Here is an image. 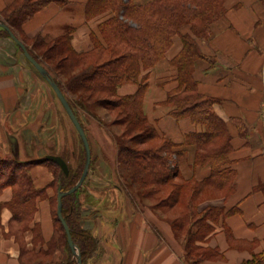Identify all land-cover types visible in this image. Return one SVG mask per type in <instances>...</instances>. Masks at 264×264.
<instances>
[{
    "label": "trees",
    "instance_id": "16d2710c",
    "mask_svg": "<svg viewBox=\"0 0 264 264\" xmlns=\"http://www.w3.org/2000/svg\"><path fill=\"white\" fill-rule=\"evenodd\" d=\"M227 1L149 0L140 3L136 0H87L85 10L88 20L100 15L105 17L91 31V48L86 51H78L72 44L73 27L50 40L41 34L28 37L24 31V24L38 11L50 3L65 6L69 0H14L0 10V22L8 25L25 43L31 55L47 69L64 92L86 133L79 110L96 114L100 103L95 102L93 97L96 93L106 92L109 102L115 108H122L124 116L139 125L143 142L150 139L159 142L158 146L141 149L134 147L129 139L117 135L114 143L119 177L124 189L129 187L128 192L135 198L158 195V203L148 205L158 217L170 223L176 237L184 243L185 259L190 264L222 257L217 249L202 243L215 230L216 223L240 211L239 206L228 210L213 205L202 207L209 200L228 197L235 187L236 171L230 157L234 146L229 124L215 110L219 99L201 92L195 76L198 60H208L211 65L217 62L215 56L202 52L199 40L208 39L213 23L226 16ZM186 27L188 29L184 30ZM178 35L182 48L170 61L176 69L178 85L168 93L163 104L171 107L169 114L175 119L189 118L194 124L203 126L201 131L187 133L182 142H175L160 133L144 110V96L149 84V73L146 71L166 56ZM1 36L10 34L0 25ZM26 61L35 68L27 58ZM125 83L137 84V91L120 95L118 89ZM232 121L239 134L246 136L244 121L238 117H233ZM189 145L196 147L194 165L211 167L208 177L199 180L194 177L187 179L182 175L180 163ZM74 154L77 159L75 167L70 165L65 152L59 154L69 165V175L56 162L47 159V154L28 160L11 155L0 156V189H13L8 206L13 213L12 221L16 224L14 233L24 264H77L57 212L59 187L64 190L72 188L83 172L86 152L82 139L75 147ZM38 164L51 168L54 175L48 186L55 188V193L50 197L55 228L46 247L36 250L35 247L28 248L25 232H33L34 244L41 240L38 224L31 226L38 199L48 197L47 187L38 188L34 183L31 170ZM258 188L264 189V183ZM80 195L81 187L63 197V215L84 262L99 255L101 239L82 226L83 202ZM178 205L184 209L176 216H159L160 208L167 211ZM58 251L66 254L67 261H56ZM263 262L254 255L242 264Z\"/></svg>",
    "mask_w": 264,
    "mask_h": 264
},
{
    "label": "crops",
    "instance_id": "0c3cea01",
    "mask_svg": "<svg viewBox=\"0 0 264 264\" xmlns=\"http://www.w3.org/2000/svg\"><path fill=\"white\" fill-rule=\"evenodd\" d=\"M13 1L0 0V10ZM86 2L69 0L65 6L50 3L24 24L26 35L32 38L41 34L50 40L73 27L74 47L78 51L90 49V33L105 15L88 20ZM263 2L228 0L226 16L213 23L208 39L199 40L202 52L215 56L217 62L211 65L208 60H198L195 76L201 92L219 99L215 110L229 124L234 146L230 157L236 171L234 191L226 198L209 200L202 207L213 205L228 210L239 206L240 211L216 223L215 230L202 243L217 249L222 257L198 264H242L254 255L264 260V189L258 188L264 183ZM181 48V38L176 36L166 56L146 71L149 73V84L144 96V110L150 121L160 133L175 142H182L191 131L203 130L202 125L194 124L189 118L175 119L169 114L171 107L163 104L168 93L178 85L176 69L170 61ZM17 50L18 45L10 36L0 37V156L12 155L20 160H28L38 158L36 153L40 141L45 142L49 134L53 137L54 130L58 128L55 115H52L55 113L51 110L50 117H44L43 122L38 123L41 111L39 105H35L34 90L31 91L32 82L38 78L31 73L30 65ZM24 61L29 67L25 66ZM137 89V84L125 83L119 87L118 93L129 95ZM233 117L244 121L246 136L239 134ZM195 152L196 147L189 145L180 170L184 178L201 180L210 175L211 167L195 166ZM92 160L87 191L82 194L83 210L91 202H96V206L105 211L113 212L117 211L119 205L121 207L116 219L109 221L103 217L104 213L99 218V232L107 224L111 226V234L104 241L109 239L112 243L115 254H105L112 256V264H190L185 259L184 243L176 237L170 223L158 217L148 204L146 206L143 201L132 200L124 187L115 182L120 179L116 154H106L102 147L93 146ZM31 173L38 188L47 187L48 196L38 199L37 211L31 223V226L38 224L41 240L34 244L33 232H25L28 248L38 250L46 247L54 234L50 197L55 191L48 186L54 175L41 164L33 166ZM110 195L116 196L117 200L114 197L111 199L114 202L106 206L110 208L108 210L104 205H109L105 202ZM12 197V187L0 189V264H24L20 244L9 227L13 213L8 202ZM99 238L103 240L102 235ZM110 256H104V263L111 264ZM56 261H62L59 255Z\"/></svg>",
    "mask_w": 264,
    "mask_h": 264
},
{
    "label": "rangeland",
    "instance_id": "374dc122",
    "mask_svg": "<svg viewBox=\"0 0 264 264\" xmlns=\"http://www.w3.org/2000/svg\"><path fill=\"white\" fill-rule=\"evenodd\" d=\"M145 1H149V0H145ZM187 29L188 28L186 27L184 30H187ZM17 52H19V54L20 53L22 54L23 60L26 59L25 55L19 49V47H18ZM51 62H54V61L51 60ZM25 66L29 67L26 62H25ZM29 69L31 73L38 78L37 81L32 82L31 84V91L34 90L33 99H36L37 101L35 105H39V110L41 111V113H39L38 123L43 122L44 117L45 119L48 116L50 117V112L53 111L55 114H52V115L53 116L55 115L54 119H55V123L57 124V128H58L54 130L53 137H51L52 134H49L45 142L40 141L39 146L37 148L38 153H36V157H43L48 153H52L53 151L57 152V154L65 152V154L69 156L68 159H69L70 165L75 167L77 165V159L74 154V149L76 146L77 147L79 146V143L81 140L80 135L78 131H76L74 124L69 119V116L67 112L65 111L61 101L57 97L55 91L52 89L48 81L45 78H43L33 66H30ZM108 96L109 95L106 92L95 94V96L93 97V100L95 102L98 101L100 103V105H98L96 108L97 109L96 114L89 113L81 109L79 110L81 118L87 129V132H88L87 134L89 136L90 143L93 142L91 143L92 155H93V146L102 147L103 151H105L106 154H116L114 138L117 135H121L124 138L129 139L131 143L134 145V147L141 148V149L151 147L152 145L154 146L159 145V142L153 139L143 142L144 137L140 133L141 128H139V125L134 124L133 120L128 119V117H125L122 108H119V107L115 108L113 104L109 102L107 98ZM99 98L100 100H98ZM53 145L54 147L51 148L50 146H53ZM92 166H93V160H92L87 178L84 181L83 185L81 186V195H80L81 200H82V194H84L87 191L86 185L88 183V180L90 179V172H91ZM48 169L49 171H51V168L48 167ZM115 182L124 187V184L122 183L121 179H118ZM127 188L129 187H126L124 191L127 193V195L130 196L132 200L134 201L136 200L137 202L143 201L144 204L146 203V206L147 204H153L159 200L158 195H153L152 197H145L144 199H138L137 197L135 198L133 194L128 192L129 189L127 190ZM54 191H55V188H54ZM166 195L167 194H165V197ZM113 197L115 201L117 200L116 196L110 195V197H108L105 202V203H109V205L105 204L104 205L105 207L111 206L112 202H114V201L111 202V199ZM91 203L92 204L85 205L84 210L82 211L81 223L84 228L89 229L98 237L99 235H102L103 240H101L99 255H95L94 256L95 258L93 257L87 258V260L84 261L82 264H107V263H104L103 258L104 256H110V254H107V255L105 254L108 252H110L111 254L114 253L111 241L109 239L107 241L106 240L104 241L105 237L107 235L110 236L111 234V226L110 224H107L108 226H105V228H101L99 232V227L101 226L100 225L101 221L99 218L101 217L100 214L104 213L103 217L107 218L109 221H111L112 219H116V217L120 215L119 213L121 212V207L119 205L117 211L112 212V211H105V209L103 210L100 206H96L98 205V204H95L96 202L95 203L91 202ZM53 207H55V204H53ZM107 207L106 209L109 210L110 208H107ZM181 209H184V208L180 205L174 207L172 210L169 209L167 211L165 210V208H160L159 216L160 215L163 217L176 216L178 212H181ZM9 227L11 231L13 230L11 233L14 234L15 237H17L16 234L14 233L16 224L15 222L12 221V219L10 220ZM102 241L105 243H103ZM177 246L179 245L177 244ZM57 255H59L60 259L63 262L67 261L68 259L66 257V254L63 255L60 253V251H58ZM76 259H77V256H76ZM109 259H110V263L112 264L114 261L112 256H110Z\"/></svg>",
    "mask_w": 264,
    "mask_h": 264
},
{
    "label": "water",
    "instance_id": "95a60500",
    "mask_svg": "<svg viewBox=\"0 0 264 264\" xmlns=\"http://www.w3.org/2000/svg\"><path fill=\"white\" fill-rule=\"evenodd\" d=\"M0 25L8 30L10 37L23 49V52H24V55L26 56V58L36 67V69L39 71V73L49 82V84L51 85V87L55 91L57 97L61 101L63 107L65 108L67 114L69 115L71 121L73 122L74 126L76 127V129H77V131H78V133H79V135L83 141V144L85 147V152H86V159H85V165L83 168V172H82L79 180L77 181V183L72 188H70L68 190H64L61 187H59L58 208H57L58 217L61 220V222H62V224L66 230L67 236H68L69 246H70L73 254L77 256V264H82L83 263L82 253L80 252L78 246L74 242L70 227H69V225H68V223H67V221L63 215V197L66 195H69L71 193L76 192L83 185L84 181L87 178V175L89 173L90 166L92 163V148H91L89 138H88L86 131H85L84 127L82 126L80 120L78 119L76 113L74 112L70 102L68 101L67 97L65 96L64 92L61 90V88L56 83V81L51 78L47 69L42 64H40L31 55V53L29 52L25 43L22 40H20L11 31V29L8 25L3 24L1 22H0ZM46 158L56 162L62 168L64 173L66 175H69V172H70L69 165H68L67 161L61 155H59V154H47Z\"/></svg>",
    "mask_w": 264,
    "mask_h": 264
},
{
    "label": "bare ground",
    "instance_id": "6f19581e",
    "mask_svg": "<svg viewBox=\"0 0 264 264\" xmlns=\"http://www.w3.org/2000/svg\"><path fill=\"white\" fill-rule=\"evenodd\" d=\"M87 134V133H86Z\"/></svg>",
    "mask_w": 264,
    "mask_h": 264
}]
</instances>
